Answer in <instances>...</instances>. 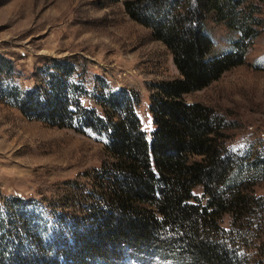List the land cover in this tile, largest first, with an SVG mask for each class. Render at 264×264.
Instances as JSON below:
<instances>
[{
	"label": "rangeland",
	"instance_id": "rangeland-1",
	"mask_svg": "<svg viewBox=\"0 0 264 264\" xmlns=\"http://www.w3.org/2000/svg\"><path fill=\"white\" fill-rule=\"evenodd\" d=\"M130 1L152 3L0 0V218L11 234L9 251L30 258L27 264H184L153 249L140 258L123 253L112 263L72 261L66 251L76 249L71 234L81 229L80 223L91 222L88 207L95 200L100 204L97 192L108 183L103 171L112 156L108 137L90 128L77 131L83 126L77 122L59 126L30 117L13 97V88L21 97L29 90L42 92L48 80L60 75L75 85L70 93L80 106L102 115L119 112L106 104L109 94L119 100L129 96L151 140L154 84L180 74L170 50L151 27L132 17L126 7ZM239 9V16L252 11L258 19L251 24L254 34L242 62L184 99L204 104L223 119L228 156H264V0H243ZM202 26L212 40L214 56L232 51L241 34L210 13ZM69 106L76 108L73 101ZM253 188L254 196H264V176ZM194 192L202 194L200 189ZM252 220L249 242L235 237L228 245L236 249L242 264H264V210L258 209ZM230 223L225 215L223 226L230 228ZM221 237L226 240L227 234Z\"/></svg>",
	"mask_w": 264,
	"mask_h": 264
},
{
	"label": "trees",
	"instance_id": "trees-1",
	"mask_svg": "<svg viewBox=\"0 0 264 264\" xmlns=\"http://www.w3.org/2000/svg\"><path fill=\"white\" fill-rule=\"evenodd\" d=\"M162 1L126 4L132 17L150 26L170 50L180 74L154 84L151 140L129 96L119 100L109 94L106 104L119 112L102 115L80 106L70 93L75 85L61 75L48 80L42 92L29 90L21 97L13 88L28 116L59 126L77 122L83 125L77 131L90 128L108 137L112 156L103 168L108 183L97 192L100 204L92 201L91 222L72 232L75 250L62 240L75 263L85 258L112 263L126 252L140 258L153 249L184 264H242L228 242L235 237L248 241L254 213L264 210V196L252 194L255 180L264 176V156H228L223 119L204 104L184 99L242 62L254 34L251 24L258 19L252 11L239 16L243 0ZM209 13L241 33L234 49L221 56L210 54L212 40L202 26ZM71 100L75 109L69 106ZM225 215L230 228L223 226ZM5 224L0 218V263L27 264L30 258L9 251L12 239Z\"/></svg>",
	"mask_w": 264,
	"mask_h": 264
}]
</instances>
